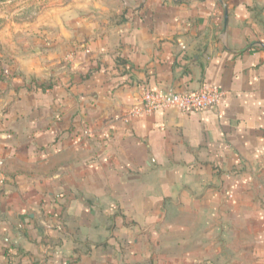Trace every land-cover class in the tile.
<instances>
[{"label":"crops","instance_id":"1","mask_svg":"<svg viewBox=\"0 0 264 264\" xmlns=\"http://www.w3.org/2000/svg\"><path fill=\"white\" fill-rule=\"evenodd\" d=\"M19 10L0 29V264H264V0ZM203 84L217 107L126 115Z\"/></svg>","mask_w":264,"mask_h":264},{"label":"built area","instance_id":"2","mask_svg":"<svg viewBox=\"0 0 264 264\" xmlns=\"http://www.w3.org/2000/svg\"><path fill=\"white\" fill-rule=\"evenodd\" d=\"M224 95L223 90L206 84L198 89L182 92L145 89L139 98L138 105L131 108L126 115L135 117L170 107H175L187 114L198 113L217 107Z\"/></svg>","mask_w":264,"mask_h":264},{"label":"rangeland","instance_id":"3","mask_svg":"<svg viewBox=\"0 0 264 264\" xmlns=\"http://www.w3.org/2000/svg\"><path fill=\"white\" fill-rule=\"evenodd\" d=\"M28 1L29 0H0V29L3 25L5 24L7 25V23L10 24L11 21L9 20L11 19L15 20V18H17L18 16L20 15L22 16V11L21 10L17 11V9H19L22 4L24 3L26 4ZM35 4L38 3L35 2ZM33 6L34 8L38 7V5H33ZM24 14L26 13L24 12ZM26 15L27 17H29V19H31V17L33 16L32 14L29 13ZM11 28L14 29L15 27L13 26Z\"/></svg>","mask_w":264,"mask_h":264},{"label":"trees","instance_id":"4","mask_svg":"<svg viewBox=\"0 0 264 264\" xmlns=\"http://www.w3.org/2000/svg\"><path fill=\"white\" fill-rule=\"evenodd\" d=\"M2 75H1V72H0V77H1Z\"/></svg>","mask_w":264,"mask_h":264}]
</instances>
